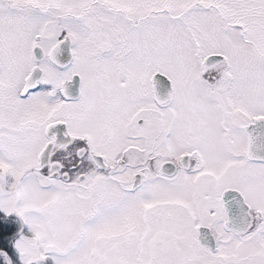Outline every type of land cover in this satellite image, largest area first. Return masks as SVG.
Masks as SVG:
<instances>
[{
    "label": "snow or ice",
    "instance_id": "1",
    "mask_svg": "<svg viewBox=\"0 0 264 264\" xmlns=\"http://www.w3.org/2000/svg\"><path fill=\"white\" fill-rule=\"evenodd\" d=\"M0 264H264V0H0Z\"/></svg>",
    "mask_w": 264,
    "mask_h": 264
}]
</instances>
